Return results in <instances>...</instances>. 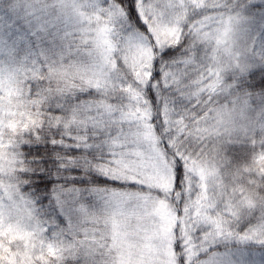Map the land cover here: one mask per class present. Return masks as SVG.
I'll return each mask as SVG.
<instances>
[{
	"label": "trees",
	"instance_id": "16d2710c",
	"mask_svg": "<svg viewBox=\"0 0 264 264\" xmlns=\"http://www.w3.org/2000/svg\"><path fill=\"white\" fill-rule=\"evenodd\" d=\"M33 1L0 0V44L5 47V53L0 52V69L7 71L8 66L11 71L14 67L12 46L19 36L29 30L30 23L37 28L43 26L39 24L42 21L36 24L39 19L31 18L27 12L31 2L34 4ZM118 2L126 10V20L118 24V27L123 32L128 30L147 34V27L135 8V0H132L131 8L128 7V0ZM220 11L240 14L243 23L238 26V30L247 36L254 34L248 32L249 28H258L261 32L264 30V0H226ZM184 33L179 44L158 50L153 62L154 80H162L166 64L175 63L180 66L178 73L183 78L182 83L167 91L154 88L151 84L146 89L147 94L143 89L137 90L132 75L124 66H116L115 60L112 68L116 72L113 74L115 86L103 87L101 93L88 90L75 94L65 85L58 87L55 81L49 85L45 80L43 91H38L36 95H30L27 86L21 94L13 85L7 95L0 84V118L7 122L0 131L9 163L6 181L28 202L39 223L52 226L56 234L59 230L63 231L62 236L57 237L61 238L66 234L69 238L70 235L66 232L68 223L77 225L76 218L92 213L99 199L107 194L105 189L117 188L122 192H138L160 198L161 204L167 206L176 219L172 227V247L177 239L199 244L202 237L217 225L236 233L264 223V56H254L242 48L237 69L228 62L217 74L209 75L202 58L209 65L213 64V67L216 63L213 59L215 56L211 54L214 46L202 45L198 41L197 32L192 31L191 27H185ZM29 35L31 36L30 32ZM53 35L57 36V53L60 52L61 45L66 48L68 43H74L78 39L64 36L56 26H52L49 28V36L44 40L45 45ZM35 44L33 38V47ZM15 55L19 57L22 53L16 52ZM64 55L67 63V53ZM187 55L186 62L180 64ZM56 58L59 57H54ZM72 59L84 61L81 56ZM198 59H202L201 66H194ZM135 74L139 78L141 73ZM143 75L146 79L148 73ZM209 76H213V79L204 87L215 90L205 91L203 98L205 101H216L211 107L216 111L228 112L230 119L219 124L214 119L215 112L209 111L210 119L200 125L204 130L200 131L198 128L197 135L190 142L186 118L191 115V93L196 91L192 85ZM68 84H71L70 80ZM33 87H36L35 84ZM122 88L124 91H121ZM97 102L103 103L106 109L125 107L124 111L140 116V122L159 150L160 157L172 171L169 191H166L165 186V190H161L148 184H143L146 187L140 189L130 182L117 181L95 171L85 174L78 167L58 171L54 153L63 155V152H69L70 155H76L82 149L71 145H53L50 142L24 147L30 167L21 173L27 167V162L24 157L17 155L21 151L19 143L36 135L42 139L54 136L57 140L62 135L76 138L80 136L81 141L87 136L93 150L79 154L81 163L84 164L86 160L85 167H100L105 160H110L112 148L106 144V137L113 133L120 134L122 128L125 131L127 128L125 124L117 123L104 131L100 129L98 135L93 127L85 129L89 127L86 125L88 122H83L90 114H96L94 104ZM192 103H196L194 98ZM88 107H93V112L89 113ZM58 124L61 127L58 128ZM70 142L65 140V143ZM194 143L199 146L194 148ZM173 153L181 155L186 162L185 177L179 188L173 186ZM104 166H107L106 163ZM60 186L80 189L78 193L65 194L66 202L63 207L53 198V189ZM26 193L32 196L36 205L31 204V198ZM74 201L79 203L75 205ZM82 205L85 212H76L75 208ZM253 250L264 257V248L256 244H244L236 239L220 237L211 246L201 248L192 264H198V261L216 252L231 253L234 260L242 261L240 255ZM92 260L93 255H89L83 263H90ZM81 261L67 258L64 264H77ZM252 262L248 260L244 264ZM31 264L40 263L32 260ZM44 264L51 262L48 260Z\"/></svg>",
	"mask_w": 264,
	"mask_h": 264
},
{
	"label": "rangeland",
	"instance_id": "374dc122",
	"mask_svg": "<svg viewBox=\"0 0 264 264\" xmlns=\"http://www.w3.org/2000/svg\"><path fill=\"white\" fill-rule=\"evenodd\" d=\"M33 2L34 4L31 2L27 8V12L31 18L39 19L36 24L42 21L39 24H47L49 28L56 26L64 36L79 38L81 32L94 26V22L103 20L99 12L108 1L34 0ZM168 2L174 4L176 8L169 12L165 23H175L177 15L184 17L187 21L190 20V25H194L195 32L199 33L198 41L202 45L214 46L211 54L215 56L213 58L216 61L215 65L211 67L213 64L209 65L207 60L202 58L209 75L217 74L228 62L237 69L242 48L247 49L254 56H264V30L261 32L258 28H249L248 32L254 34L251 36L243 34L238 30V26L243 23L242 16L236 12L220 11L226 0H168ZM192 17L195 18L191 19ZM100 27L105 28L107 25L101 23ZM129 32L127 30L124 33ZM250 37L257 39L252 42ZM0 52L5 53L3 44H0ZM201 60L198 59L194 66H201ZM143 67L144 63H140L135 73L140 74ZM6 68L9 71V67ZM92 71L95 79L102 86L105 77H107L106 87L115 86L113 81L115 71L111 70L110 74L105 72L103 75L100 74L101 69L98 67L93 68ZM2 86L8 95L12 85H8L5 80ZM124 110L125 107L106 109L107 115L100 123L94 119L96 114H90L83 122H88L86 125L89 127L85 129L93 127L95 134L98 135L100 129L104 131L105 128L117 123L125 124L127 130L137 126L143 127L140 116L125 117L122 113L128 112ZM113 112L116 114L113 115ZM6 123L0 118V131ZM116 135L118 133H113L110 137ZM1 136L0 132V260L5 264H31L32 260H38L40 264L48 260L51 264H64L67 258L82 260L77 264H176V255L172 247L175 216L167 206L161 204L160 198L144 193L133 192L137 198L132 200L126 198L123 203L111 202L107 198L108 193L105 194L99 199L92 213L76 218L77 225L71 224L72 231L68 230V223L66 232L70 235L69 238L66 234L61 238L57 237L62 236L63 231L59 230L56 234L52 226L47 227L46 224L39 223L21 194L15 190V187L12 188L9 181H6L9 163ZM110 137H106L108 145ZM77 139L80 140L81 137ZM142 144V148L136 149L141 153V159L131 164L124 163L119 168L113 167L112 174L120 178L127 176L129 179H139L142 184L161 190L166 188V191H169L172 171L166 161L160 157L159 150L145 129ZM116 151H119V148ZM126 170L135 174L128 176ZM83 208V205L79 206L78 213H84ZM125 208L132 218L133 227H127L125 219L119 215ZM254 251L256 250L240 255L241 260L264 264V257ZM216 254L224 253H213L212 256L198 261V264H212ZM227 254L231 255V253ZM89 255H93V260L90 263H83Z\"/></svg>",
	"mask_w": 264,
	"mask_h": 264
},
{
	"label": "snow or ice",
	"instance_id": "6c2138e0",
	"mask_svg": "<svg viewBox=\"0 0 264 264\" xmlns=\"http://www.w3.org/2000/svg\"><path fill=\"white\" fill-rule=\"evenodd\" d=\"M128 7H132V0H128ZM135 8L143 24L147 27V34H141L138 31L125 34L117 26L126 20L125 7L118 0H108L99 12L103 20L94 22L93 27L81 32L79 38L74 43H68L66 48L61 45L59 53L55 51L57 36L53 35L49 43L47 45L44 44V40L49 36L48 25L44 24L42 27L37 28L30 23L29 30L19 36L12 46L14 67L11 71L0 69V84H3L7 80V84L16 86L21 94H23L24 87L27 86L30 95H36L38 91H43L45 80L48 81L49 85L54 81L58 87L65 85L75 94L88 90L101 93L103 87H106L107 77H105V82L102 86L95 79L92 69L98 67L101 69V75L105 72L110 74L113 68V60H115L116 66H124L132 75V80L137 90L143 89V92L146 94V89L150 84L154 88H161L162 91H167L180 85L183 78L178 73L180 67L178 64H166L162 72V80H154L153 62L158 55V50L179 44L185 35L184 28L191 27L192 31H195L194 25H190L186 18L179 15H177L175 23H165V18L169 12L176 8L168 0H135ZM101 23L106 24L107 27L101 28ZM33 38L36 41L35 47H33ZM64 39H67V37H64ZM16 52H21L22 55L17 57L15 55ZM65 53H67V63H65ZM76 56L83 57L84 62L73 60L72 58ZM188 56L180 64H184ZM54 57L59 58L54 59ZM140 63H144V67L142 68L140 77L137 78L135 72ZM145 72L148 73L146 79L143 75ZM212 79L213 76H209L206 79L197 81L192 87L198 91V95L203 96L205 91L213 92L215 90L214 88L204 87ZM69 80L71 81L70 85L68 84ZM34 84L35 88L33 87ZM121 91H124V89L122 88ZM148 102L152 103L150 100ZM94 110L96 113L94 119L98 123L103 122L104 117L107 115L105 105L97 102L94 104ZM87 111L89 113L93 112V107H88ZM112 114L115 115L116 113L113 112ZM122 115L128 117L131 114L122 113ZM214 119L219 124H223L230 119V114L226 111H215ZM57 127L59 128L61 125L58 124ZM143 137L144 129L142 126L130 128L126 131L122 128L120 134L110 137L109 146L113 149L110 156L114 157V159L104 161L107 164V168L104 166V163L100 167H93L92 165L85 167L86 160L84 164L81 163L78 158L79 154L93 150V146L89 144L87 136L82 141L76 137L64 135L59 140L54 136L43 139L39 135L32 136L27 141L19 143L21 151L17 155L24 157L27 162V167L21 170L22 173L30 167L24 152L26 145L41 142H50L53 145H71L82 149V151L76 155H70L71 153L69 152H63V155L61 153H54L58 171L78 167L85 174L88 171H95L117 181L130 182L136 185V187L143 189L146 186L141 184L139 179L133 180L127 178V176L120 178L118 175L112 174L113 167L119 168L124 163L131 164L133 161L141 159V153L136 151V149L142 148ZM65 140L71 142L65 143ZM117 148H119V151H116ZM36 159L38 160L39 157ZM185 163L181 155L173 153L174 188H179L185 177ZM126 171H128V176L135 174L130 170ZM24 185L25 181L23 180L22 186L24 187ZM79 191L80 189L75 187H56L53 189V198L58 205L63 207L66 202L65 194H75ZM105 191L108 193L107 198L111 202L123 203L126 201V198L127 200L137 198L135 193L122 192L119 188L112 190L105 189ZM25 195L31 198V204L36 205L29 193ZM25 203L28 202L26 201ZM78 203V201H74L75 205ZM75 210L79 212L77 207ZM119 215L125 219L127 227H133L132 218L128 215L127 208L123 209ZM68 230H73L71 222L69 223ZM220 237L236 239L239 243L256 244L264 248V223L247 227L244 231L236 233L217 225L211 232L202 237V241L199 244H195L190 240L185 242L183 239H177L173 243V250L177 253L175 257L176 264H192L193 258L199 254L201 248L211 246ZM0 264H5V262L0 260ZM212 264H244V261H236L229 254L224 253L216 254L213 257ZM252 264H255V262L253 261Z\"/></svg>",
	"mask_w": 264,
	"mask_h": 264
},
{
	"label": "clouds",
	"instance_id": "9594fccd",
	"mask_svg": "<svg viewBox=\"0 0 264 264\" xmlns=\"http://www.w3.org/2000/svg\"><path fill=\"white\" fill-rule=\"evenodd\" d=\"M256 37H250V40L252 42L256 41ZM195 99L196 103L193 105L192 99ZM216 103V101H205L203 96L198 95V91L191 93V97L189 99V105L191 107V115L188 116L186 119L188 121L187 128L189 135V141L192 142L197 135V129L199 128L200 131H203L204 129L200 127L201 124H203L206 120H209L210 117L208 115L209 111L215 112L216 109L211 107V104ZM207 109V110H204ZM181 123H184V120H181ZM198 144H193V147H198Z\"/></svg>",
	"mask_w": 264,
	"mask_h": 264
}]
</instances>
